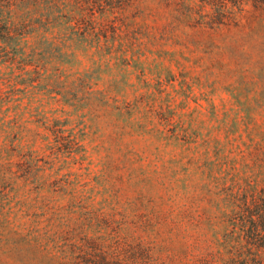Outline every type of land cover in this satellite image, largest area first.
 <instances>
[{"label":"rangeland","instance_id":"obj_1","mask_svg":"<svg viewBox=\"0 0 264 264\" xmlns=\"http://www.w3.org/2000/svg\"><path fill=\"white\" fill-rule=\"evenodd\" d=\"M247 9L237 25L213 29L164 28L160 21L164 37L129 38L122 47L118 42L117 55H107L104 62L80 48L62 55L58 45H39L34 62L40 73L23 75L25 84L14 91L20 100L4 107L12 108L6 119L14 122L11 138L22 131L23 145L39 134L53 141L46 128L61 120L79 135L85 151L77 161L52 166L46 162L55 156L48 157L39 135L32 150L43 159L39 165L45 175H53L45 190L39 194L36 184L22 177L13 185L0 183V206L6 205L0 208V264H65L56 232L67 227L41 209L66 205L69 197L60 200L61 185L52 183L64 174L82 175V182L89 183L86 190L93 192L87 196L96 202L112 200L110 209L144 221L152 210L150 200L161 196L183 203L189 197L192 189L185 187L201 182L205 154L217 149L215 138L236 140L220 149L233 151L238 166L239 151L250 138L264 143V10ZM46 37L52 41L50 33ZM8 66L0 65V70L9 76ZM20 74L16 71L12 78ZM7 135L0 128V165L8 162L1 146ZM24 149H9L14 163L20 159L16 154L29 151ZM13 169L19 170L15 164ZM31 189L30 196H23ZM18 200L24 205L6 216ZM181 251L173 250L184 255Z\"/></svg>","mask_w":264,"mask_h":264},{"label":"trees","instance_id":"obj_2","mask_svg":"<svg viewBox=\"0 0 264 264\" xmlns=\"http://www.w3.org/2000/svg\"><path fill=\"white\" fill-rule=\"evenodd\" d=\"M248 6L264 10V0H0V65H9L11 70L9 76L0 70V128L8 134L1 144L8 162L0 165V183L13 185L22 177L26 183L36 184L39 194L45 190L53 175H45L47 170L39 165L43 159L32 150L39 135L48 157L55 156L46 162L52 166L70 164L73 158L77 161L76 156L85 151L79 135L66 129L61 120L46 128L53 141L39 134L23 145L22 131L11 138L14 122L6 119L12 108L4 107L20 100L15 99L14 91L25 84L23 75L40 73L34 61L42 42L58 45L57 52L62 55L69 51L75 54L80 48L104 62L107 55H117L118 42L122 47L123 40L129 38L164 37L160 21L164 28L237 25ZM48 33L52 41L46 37ZM16 71L21 74L12 78ZM234 141L230 136L223 141L215 138L217 149L212 155L210 151L205 154L201 182L185 187L192 189L187 191L189 197L183 203L161 196L156 202L150 200L152 210L144 221L130 220L119 208L110 209L112 200L96 202L92 194L87 196L89 183L82 182L80 174L55 179L52 183L62 188L60 200L69 197L67 203L41 209L44 213L48 209L51 219L67 227L56 232L59 258L65 264H264V143L250 138L239 151L242 162L238 166L233 151L220 149ZM17 143L18 148L14 147ZM24 148L29 151L16 154L20 159L14 163L15 154L9 149ZM14 164L19 170L13 169ZM21 170L23 175L18 174ZM30 194L32 189L23 196ZM16 205L24 202L18 200L8 207L6 216ZM0 208L6 209V205ZM174 249L184 255L174 253Z\"/></svg>","mask_w":264,"mask_h":264}]
</instances>
